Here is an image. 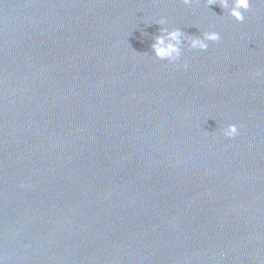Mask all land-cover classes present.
Wrapping results in <instances>:
<instances>
[{
	"label": "water",
	"instance_id": "95a60500",
	"mask_svg": "<svg viewBox=\"0 0 264 264\" xmlns=\"http://www.w3.org/2000/svg\"><path fill=\"white\" fill-rule=\"evenodd\" d=\"M244 15L0 0L4 264H264V3ZM160 19L221 40L159 61Z\"/></svg>",
	"mask_w": 264,
	"mask_h": 264
},
{
	"label": "clouds",
	"instance_id": "9594fccd",
	"mask_svg": "<svg viewBox=\"0 0 264 264\" xmlns=\"http://www.w3.org/2000/svg\"><path fill=\"white\" fill-rule=\"evenodd\" d=\"M185 5H190L193 0H182ZM264 3V0H261ZM208 6L218 5L227 12V15L234 18L237 22H243L244 13L251 5V0H207ZM166 21L160 19L157 24L160 25L159 33L153 37L150 45L152 56L159 61H166L168 64H179L187 69V61L181 64V58L185 49L189 51H206L209 43H218L221 35L218 31H203L201 35H189L180 28L165 27ZM254 77L264 75L262 71H255ZM223 135L227 138H234L239 134L236 124H228L222 129ZM0 264H4L3 257H0Z\"/></svg>",
	"mask_w": 264,
	"mask_h": 264
}]
</instances>
